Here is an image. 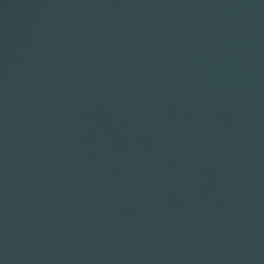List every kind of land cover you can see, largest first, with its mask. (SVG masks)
Returning <instances> with one entry per match:
<instances>
[{
    "label": "water",
    "instance_id": "1",
    "mask_svg": "<svg viewBox=\"0 0 264 264\" xmlns=\"http://www.w3.org/2000/svg\"><path fill=\"white\" fill-rule=\"evenodd\" d=\"M0 264H264V0H57L0 119Z\"/></svg>",
    "mask_w": 264,
    "mask_h": 264
}]
</instances>
